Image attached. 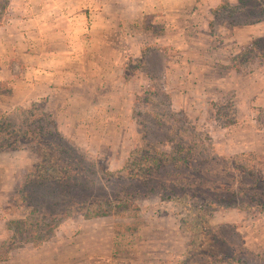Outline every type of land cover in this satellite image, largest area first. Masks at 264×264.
Here are the masks:
<instances>
[{"label":"rangeland","instance_id":"rangeland-1","mask_svg":"<svg viewBox=\"0 0 264 264\" xmlns=\"http://www.w3.org/2000/svg\"><path fill=\"white\" fill-rule=\"evenodd\" d=\"M154 3L110 0L120 39L78 60L70 92L6 97L0 264H264V40L248 52L264 2L222 0L168 32ZM253 19L263 35L240 38Z\"/></svg>","mask_w":264,"mask_h":264},{"label":"crops","instance_id":"crops-1","mask_svg":"<svg viewBox=\"0 0 264 264\" xmlns=\"http://www.w3.org/2000/svg\"><path fill=\"white\" fill-rule=\"evenodd\" d=\"M154 1L157 8H165V32H168L170 29L179 31L172 27L171 21L182 18L184 12L188 13L187 16L193 18L195 23H204L208 11L217 7L222 0H184L187 5L183 4L182 0L177 4H171V0H168V3L165 0ZM10 4V18L6 24L0 25V83L8 82L13 90L9 94L0 91V109L8 102L6 97L15 99V102H30L47 96L57 98L65 94L63 92H70L69 88L77 84V74L82 71L80 68L85 66L79 64L78 60L92 56L96 53L95 50L97 53L100 50L104 52L113 45L114 39H120L119 36L111 35L113 33L108 30L109 20L106 13L110 0H10ZM195 4L203 10L199 13L194 11ZM155 6L151 9H155ZM88 7L93 8L89 14L86 10ZM94 8H99L100 11H95ZM17 10L20 14L15 12ZM142 10H147V7L143 6L141 12ZM88 19L91 25H88ZM99 20L105 29L101 33H95L93 30L97 28ZM19 21H22V25H18ZM61 24L68 26L63 30ZM259 24L252 23L249 27L246 25L244 30L237 31V35L240 38L245 35L244 38L250 41L256 38L254 35L262 36V25ZM22 27H25L27 36L23 37L26 40L21 39ZM79 27L83 32L79 31ZM86 32L90 36L85 38L83 35ZM31 35H36V39H32ZM15 39H20L19 43ZM98 40H101L102 46L94 48V43ZM17 44L22 47L16 48L19 46ZM70 260L77 262V258L57 256L50 263L71 264ZM90 261L92 259L86 257L83 264H89ZM37 264L41 262L38 261ZM92 264H109V258L105 261H93Z\"/></svg>","mask_w":264,"mask_h":264},{"label":"trees","instance_id":"trees-1","mask_svg":"<svg viewBox=\"0 0 264 264\" xmlns=\"http://www.w3.org/2000/svg\"><path fill=\"white\" fill-rule=\"evenodd\" d=\"M258 1H262V2H264V0H258ZM9 4H10V0H0V25L5 21V19L7 18V16H8V12H9ZM260 5H262L263 6V8H264V3H260ZM261 6V7H262ZM264 10V9H263ZM254 21H250L249 22V24H252V23H255V22H258L259 20H255V19H253ZM264 40V37L263 38H260V39H257V40H255L254 41V43L251 45L252 47H251V49H249V53H251V52H253V48L255 49V48H257V46L259 45V44H261V42ZM256 50V49H255ZM245 55L243 54H241V55H238L237 57H235L234 59H233V64L232 65H230V66H228V69H239L240 68V66H241V64L243 63V62H245L246 60V57H244ZM257 56H261V57H263L264 56V54H261V53H258V55ZM249 57V56H248ZM242 58H244V59H242ZM52 172V171H51ZM52 176H49V178H51ZM97 215V214H96Z\"/></svg>","mask_w":264,"mask_h":264}]
</instances>
